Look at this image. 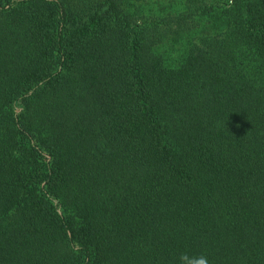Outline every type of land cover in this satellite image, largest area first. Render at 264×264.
<instances>
[{
    "label": "trees",
    "instance_id": "obj_1",
    "mask_svg": "<svg viewBox=\"0 0 264 264\" xmlns=\"http://www.w3.org/2000/svg\"><path fill=\"white\" fill-rule=\"evenodd\" d=\"M145 1L0 0V264H264V0Z\"/></svg>",
    "mask_w": 264,
    "mask_h": 264
},
{
    "label": "rangeland",
    "instance_id": "obj_2",
    "mask_svg": "<svg viewBox=\"0 0 264 264\" xmlns=\"http://www.w3.org/2000/svg\"><path fill=\"white\" fill-rule=\"evenodd\" d=\"M162 1H165V3L163 4ZM157 3L159 4V6L157 5ZM165 5H168V7H164ZM137 7L140 9L143 15L154 16L153 14H160L164 11L181 13L185 10V3L184 0H146L145 3L138 4ZM182 44L185 45L186 42H182L181 45Z\"/></svg>",
    "mask_w": 264,
    "mask_h": 264
}]
</instances>
